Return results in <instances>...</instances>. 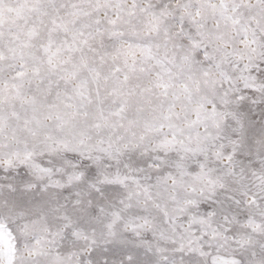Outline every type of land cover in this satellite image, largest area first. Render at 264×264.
I'll use <instances>...</instances> for the list:
<instances>
[{
	"label": "snow or ice",
	"instance_id": "snow-or-ice-1",
	"mask_svg": "<svg viewBox=\"0 0 264 264\" xmlns=\"http://www.w3.org/2000/svg\"><path fill=\"white\" fill-rule=\"evenodd\" d=\"M0 264H264V0H0Z\"/></svg>",
	"mask_w": 264,
	"mask_h": 264
}]
</instances>
